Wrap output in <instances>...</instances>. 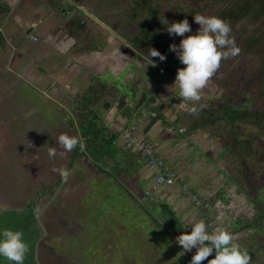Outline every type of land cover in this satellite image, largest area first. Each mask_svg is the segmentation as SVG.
I'll list each match as a JSON object with an SVG mask.
<instances>
[{"label": "rangeland", "instance_id": "1", "mask_svg": "<svg viewBox=\"0 0 264 264\" xmlns=\"http://www.w3.org/2000/svg\"><path fill=\"white\" fill-rule=\"evenodd\" d=\"M97 1H100L101 9L97 12L98 17L95 15L91 17L99 19L100 24L105 28L102 33H117L119 29L125 33L127 38L132 34L143 37L145 30L151 31L156 27L157 22L150 19L148 8L143 6L140 0H92L91 6L95 8ZM147 1L149 5L158 6L161 10L157 17L159 18L158 24L163 26L169 20H177L172 9L174 2L181 3L183 9L185 5L191 6L189 0H164V3L160 0ZM197 3L196 9L199 14L208 16L220 17L218 14L226 7L222 1L215 0H198ZM185 18L191 25L193 17L187 15ZM166 28L159 33L160 41L154 40L146 45V48L139 50V53L124 52L123 67L126 72L122 75L126 74L125 80L129 82L131 76L136 74L133 78L134 85L138 90L142 89L146 92L137 104L141 101L144 103L149 94L153 92L152 90L156 91V89H158V98L164 100L179 96V86L178 82H175V76L177 70L184 65L181 64L176 54L168 47L163 53L166 56L164 61L152 58L155 60L154 65H147L151 61L143 57V53L146 55L149 48H155L161 52L163 46L161 43L165 41L169 44H179L182 37L169 35ZM117 40L121 49L125 44L124 40L118 36ZM105 41L110 42L109 39ZM174 55L177 59H174ZM5 57L0 56V61H3ZM252 63L253 59L248 57V54H241L233 60L224 59L216 73L201 90L199 102L185 101L181 97L178 99H182V102L188 105L207 101L215 103L223 97L226 91L225 80L229 78L228 74L231 70H235L232 73L241 74L243 68L251 66ZM8 67L11 66L8 65ZM225 69L226 71L222 74L221 72ZM113 72L110 67L107 70V76L103 79L105 84L107 82L106 92L112 89L110 84L116 83V78H122L113 77ZM131 87H133L132 84H124L122 80H118L115 89L133 98L136 90ZM3 92L4 94L1 95ZM106 92L100 98H117L114 90L111 93ZM0 95V208H20L29 198H35L37 193L41 194L36 209L39 222L45 231L38 244V260L41 264H182L179 262L181 258L179 249L174 248L176 245L172 247L166 241L165 232L161 228L147 224L149 222L146 215L140 211L136 203L134 205L129 200L128 196V198L126 195L119 196L111 203L107 200L109 198L105 197L101 211L94 217L87 215L100 198L96 192H93V188L99 186L103 180L110 183L108 177L100 172L89 158L83 156L78 158L67 180H63L59 172L54 171L60 168L67 169L66 164L71 151L66 152L58 143L57 138L60 134L72 135L67 118L80 112L81 101L72 100L73 98H42L37 94L36 88L27 87L15 81L10 84L0 82ZM184 107L187 106L183 105L178 108L181 114L183 113L181 109ZM94 109L103 111L100 105ZM186 119L183 122H186ZM162 124L159 122L157 126L162 127ZM183 127L187 135L188 128ZM165 129L163 130L164 136H176L174 132L168 133ZM249 138L251 140H238L240 146L234 141L238 139L235 132L228 133L226 141L217 137L213 139L204 137L206 142H202V148L208 152L204 155L200 151L199 154L196 152L194 155L199 157L204 155L201 159L209 162L213 193L208 201L213 204L218 203L219 200L224 206L220 213H209V215L207 213L205 215L204 212L197 215L200 209L192 205L189 209L197 210L194 219L198 218L196 222L203 220L209 232L230 229L233 232V242L236 244L248 245L252 240L254 244L259 243L260 245L256 244L258 248L260 247L257 254L250 259V263L258 264L255 260L264 263V243L261 246L264 242V156H261L264 155V137ZM242 146L250 149L244 150ZM49 147L56 149L55 158H49ZM241 158L245 160L244 169L240 164ZM103 161L106 162L104 159ZM228 164L231 166L230 170L229 168L227 170ZM245 170L249 172L247 176L249 186L244 176ZM231 171L232 175L228 176ZM235 180L241 188L249 191L250 201L245 198L243 192L236 188ZM142 185L144 186V183ZM48 187H51L50 191ZM43 188L47 189V192L42 191ZM160 192L159 201L166 200L172 191L168 196L164 190ZM141 200L153 208L156 207L155 203L158 204L147 200L145 195ZM253 205L258 206L257 211ZM172 206L178 221L190 222L189 219L186 221L188 216L179 211L175 212L177 210L174 208L175 204ZM156 211L157 216L168 219L167 214L160 208L156 207ZM95 218L101 232L97 231L93 235L98 239L88 243V239L84 237L87 235L83 231L73 241L87 221ZM252 218L256 219L255 223L258 225L254 224L255 227L245 225V222H250ZM117 224L127 231L126 235L123 234L124 236L121 237L115 232L113 227ZM186 226L190 231L192 224H186ZM116 250L120 252L121 258L117 257L119 252ZM258 257L263 261H259Z\"/></svg>", "mask_w": 264, "mask_h": 264}, {"label": "crops", "instance_id": "2", "mask_svg": "<svg viewBox=\"0 0 264 264\" xmlns=\"http://www.w3.org/2000/svg\"><path fill=\"white\" fill-rule=\"evenodd\" d=\"M91 3L92 0H0V56H6L0 61V82L10 84L15 81L27 87L32 86L42 98H73L72 100L80 101L79 98L82 96L100 98L106 92L107 82L105 84L103 79L111 67L114 71L113 77H122L116 78V83L122 80L124 84H132L131 88L137 90V93L142 90H138L134 85L133 78L136 74L133 73L129 82L125 80L126 74L122 75L126 72L123 67L124 52L139 53V50H127L126 36L122 30L118 29L117 33L112 34L102 33L105 28L99 19L91 17V15L98 17L97 12L101 9V3L97 1V8L91 6ZM33 35L38 39L34 40L31 37ZM117 36L125 43L121 49ZM105 39H109L110 42L107 43ZM116 83L110 85L113 88L111 90L117 93V98H103L110 106L103 111L98 109L101 125H104L108 132L116 134L117 139L120 136V128L128 125L134 133L152 143L157 154L180 175L172 186L154 187L152 183L154 171L137 156L138 161L130 165L135 171L134 184L143 190L151 189L153 204L154 202L168 203L171 206L175 204L174 208L177 209L175 212L179 211L188 216L186 221L190 220L188 223L193 224L196 222L194 217L197 210L189 209L191 204L182 197L179 188L180 182L185 180L205 204L197 215L200 212L208 215L210 213L207 211L210 206L208 200L212 198L213 189L210 183L209 162L201 159L208 152L202 148V142H206L204 137L216 138L213 136L214 134L218 136L216 131L221 130L222 125L197 121L199 113L193 115L188 111L193 105L189 104L188 107L189 105L182 101L176 103L173 98H165L166 100L160 98L167 105L168 111L172 112L173 118L171 115L168 120L159 119L153 122L154 112L143 114L141 112L144 110H137L139 105L137 102L143 99L141 98L143 94L139 92L138 97L129 98L115 89ZM102 90L103 93H100ZM111 90L106 93H111ZM164 103L162 107L167 110ZM203 103H197L195 106L198 108ZM183 105L188 108L181 109L183 111L181 114L178 108ZM76 116L73 114L68 117V122L72 120L76 123ZM185 118L186 122H183ZM159 122L163 123L162 127L157 126ZM183 126L188 128L187 135ZM164 128L168 133L174 132L176 136H164ZM218 138L220 139V136ZM127 151L134 152L132 148ZM200 151L204 155L200 157L194 155ZM121 160L122 156L117 154L118 166L125 167L126 163ZM91 163L93 164L92 161ZM228 165L227 170L228 168L230 170L231 166ZM229 175H232V171ZM248 179L246 178L247 185ZM123 184L125 187L129 185L125 180ZM236 184L239 185L237 182ZM160 190H164L166 196L172 192L166 200L160 202ZM242 191L245 198H249L250 201L249 191L244 188L240 190ZM142 198L140 202L144 203ZM153 212L157 215L156 207L153 208Z\"/></svg>", "mask_w": 264, "mask_h": 264}, {"label": "trees", "instance_id": "3", "mask_svg": "<svg viewBox=\"0 0 264 264\" xmlns=\"http://www.w3.org/2000/svg\"><path fill=\"white\" fill-rule=\"evenodd\" d=\"M143 6L148 8L149 17L152 21H156L155 29L144 31L143 37H138L136 34L127 36L126 43L128 44L127 50L137 49L142 50L146 48V45L152 43L154 40L161 39L159 33L165 28L168 27L169 23L174 22L169 20L165 25H159L158 14L161 13V10L158 6L149 5L147 0H140ZM164 0H160L161 3ZM171 1V0H167ZM175 1V0H173ZM191 6L183 5L181 3H173L172 9L176 15V21L185 19L187 15L199 14L197 11V1L198 0H189ZM222 1L224 3V9L218 14L222 19L228 22L231 26L230 36L235 40L236 45L240 48V53L235 57H229L230 60H233L240 56L241 54H248V57H252L253 63L251 66L243 68L241 74L232 73L235 70H231V73L228 74L229 78L226 79V91L222 98H219L217 102H205L202 105L204 107H198L199 116H197V121L200 120L204 124L206 123H220L222 129L216 131L220 139L225 140L228 137V133L235 132L238 139H234L236 143L240 145L238 140H251L249 137H264V0H215ZM189 9V10H186ZM199 10L201 8H198ZM155 18V19H153ZM191 29L192 33H195L199 28V25L194 22L192 19ZM240 24V25H238ZM191 33H185L189 35ZM163 45L161 53L163 54L165 49L169 47V42L165 41L161 43ZM174 59L176 56H173ZM177 59V58H176ZM228 59V58H227ZM226 71L223 70V74ZM224 81V82H225ZM113 89V88H112ZM105 90V89H104ZM102 90L100 93H103ZM157 90H152L153 92L149 94V97L144 101L143 104L146 107H150V103L157 104L163 103V101L156 100ZM137 91V90H136ZM142 94H146L145 91H138ZM138 97V93L135 92L133 97ZM175 102L180 100V96L172 97ZM115 99V98H111ZM82 103V108L79 113H76V123L70 120L68 126L71 128L72 135H78L81 140L84 142V150L81 151L79 146L71 151L69 155V160L66 164L67 170L70 172L75 162L81 156H87L95 165V167L102 173H104L110 183H107L106 180H103L99 186L93 188V192H96L100 198L95 202V205L92 207L87 215L94 217L101 208H103L104 198L109 199L108 202H114V199L117 197L126 195L130 201L140 209V211L146 215L147 220L155 228H161L165 233L164 235L167 238V242L174 248L179 249L180 263L187 264L192 255L195 253L196 249L194 248L190 252L181 253V246L176 242V237L181 234V232L188 231L185 226V223L177 220L173 208L168 203L156 204L158 209L160 208L162 212L167 214L168 219L165 217L161 218L153 212V206L148 207L144 203L140 202V198L145 195V190L136 186L133 182L134 169L130 168V165H133L136 161L138 153L128 152L127 150H120L116 145L112 143L115 139L116 134L108 132L107 128L104 125H101V117L99 115L98 109L95 110L98 105L102 110L109 108L110 104L107 101H104L103 98H79ZM93 105V106H92ZM156 113L153 116V122L157 118L161 117L162 114L159 111V108L155 106L152 107ZM129 113V111H127ZM127 113V116H128ZM192 114V113H191ZM194 115V114H193ZM199 124H201L199 122ZM240 126V130H238ZM225 132L227 134L223 135ZM214 134L213 137H217ZM263 143V141H262ZM241 146V145H240ZM244 150L250 149L249 147H243ZM87 149V150H86ZM86 150V152H85ZM117 154L122 156V162L126 163L125 167L118 166ZM105 156V157H104ZM261 156H264L263 154ZM141 160L143 159L139 156ZM106 160L105 161H103ZM240 164L243 166L245 160L240 159ZM249 172L244 171V176L248 178ZM123 180L129 185L127 187L123 186ZM115 181V183H113ZM59 184V182H58ZM264 184V182H263ZM51 187H48L50 191ZM42 191L47 192V189L43 188ZM92 196V194H91ZM41 194L37 193L35 198H29L20 208H0V228H11L14 230H21L24 234V239L29 244V251L26 254L24 264H41V261L38 260V244L41 242V239L44 236L43 227L41 226L38 216H37V203ZM127 197V198H128ZM106 199V198H105ZM159 211V210H158ZM146 220V219H145ZM166 222V225L163 226V223ZM97 219H89L84 227H82L81 232L73 238V241L79 237L83 231L87 236H84L88 243H91L93 240H97L98 237L93 234L97 231H100V226L97 225ZM101 222V220H100ZM104 222V221H103ZM147 222V221H146ZM115 228V232L119 236L126 235L127 231L121 228L118 224ZM88 229V230H87ZM124 234V235H123ZM98 246V245H96ZM93 247H91L92 249ZM103 250V248H101ZM116 252H119L116 250ZM113 253V252H112ZM116 256V254H114ZM118 258H121L120 252L117 255ZM211 259L212 256H209ZM0 264H9L3 258H0ZM203 264H207L204 261Z\"/></svg>", "mask_w": 264, "mask_h": 264}, {"label": "clouds", "instance_id": "4", "mask_svg": "<svg viewBox=\"0 0 264 264\" xmlns=\"http://www.w3.org/2000/svg\"><path fill=\"white\" fill-rule=\"evenodd\" d=\"M193 20L199 25V28L195 33H192L191 25L189 24L187 18L169 23L166 30L171 36L182 37L178 45L175 43L169 45V50L174 52L181 64L184 65V67L177 70L175 76V82H178L179 86V96L185 101L199 102L201 100V90L207 85L210 78L216 73L220 67L221 61L229 57L237 56L240 53V48L236 45L235 40L230 36L232 31L230 24L221 17L196 14L193 15ZM185 33L191 34L185 35ZM31 37L34 40L38 39L36 35ZM143 57L147 61H151V63H147V65L155 64V60L152 58H158L160 61H164L166 59V56L155 48H149L146 55L143 53ZM156 100L162 101L160 98H156ZM181 101L183 100H176V103ZM164 105L167 108L165 103ZM149 106L150 107H146V105L143 104L140 111H144L141 113H156V111L152 109V107L155 106L156 108H159V111L162 114V116L157 118V120H164L166 119L164 115L172 114L171 111H168V108L167 110L163 109V104L161 105L155 102L154 104L150 103ZM200 107L202 108L204 105H201ZM188 111L192 114H198V108L195 106V104H193V106L190 107ZM57 139L58 143L66 152L72 151L73 149L77 148V146H79L81 151L84 150V142L78 135L70 136L68 134H60ZM116 146L121 150L118 145ZM132 150L134 151L133 148ZM56 155V149L49 147V158H55ZM163 160L168 163L164 158ZM171 168L177 172L173 166H171ZM152 170L154 171L155 176L156 171L154 169ZM54 171H58L63 180H67L70 174L65 168L54 169ZM177 174L180 177L178 172ZM175 183L176 182L173 184ZM182 183H187L191 190L195 193L193 187L189 185L187 181L183 180L180 182L179 186L182 197L185 198L192 206L195 208L198 207L201 210L202 206H205L203 200L196 195L200 199L201 204L199 206L193 204L183 194L181 189ZM153 186L159 187L155 186L154 182ZM241 190H243V188H241ZM144 192L146 198L152 202L154 197L152 195L151 189L147 188ZM217 202L218 203L214 202L213 204L210 202V206L207 211L212 214L215 212L220 213L224 205L219 200ZM145 205L148 206V204ZM176 242L181 246L182 254L185 252H190L194 248L196 249L195 253L191 257V260L189 261V264H203L206 259L207 264H249L251 259L249 253L246 250H243L238 244L233 242V234L231 231L227 229H219L214 232H209L207 225L203 220L193 223L190 227V231L181 232V234L176 237ZM28 251L29 244L24 239V234L21 230L0 228V258L5 259L9 262V264H24ZM213 253L214 255H212ZM210 255H212V258L208 259Z\"/></svg>", "mask_w": 264, "mask_h": 264}, {"label": "built area", "instance_id": "5", "mask_svg": "<svg viewBox=\"0 0 264 264\" xmlns=\"http://www.w3.org/2000/svg\"><path fill=\"white\" fill-rule=\"evenodd\" d=\"M36 39V38H35ZM119 138L113 140V144L118 145L122 150L132 147L134 151L143 158L146 165L154 169L155 186H171L178 179V174L163 158L159 157L154 146L145 140L144 137L135 134L130 127L122 126L119 132ZM181 189L183 194L195 205H200L201 201L191 190L187 183H182ZM148 194V193H147Z\"/></svg>", "mask_w": 264, "mask_h": 264}, {"label": "flooded vegetation", "instance_id": "6", "mask_svg": "<svg viewBox=\"0 0 264 264\" xmlns=\"http://www.w3.org/2000/svg\"><path fill=\"white\" fill-rule=\"evenodd\" d=\"M235 186H236V188H238L239 190H241V188H240L239 185L236 184ZM247 199H248V198H247ZM253 208L257 211V208H256L254 205H253ZM255 222H256V219H253V218H252V219L250 220V222H248V221L246 222V225H252V226H253L254 224H257V223H255ZM257 225H258V224H257ZM257 225H256V226H257ZM253 227H255V226H253ZM230 231H231V230H230ZM231 233H233V232L231 231ZM251 238H252V237H251ZM263 243H264V242L261 243V246H263ZM256 244H259V243L256 242V243L254 244V242H253V240H252V241H250V244H248V245H245V246H240L239 244H238V245H239L243 250H246V251L249 253V255L251 256L250 258H253V256L257 254V251H258L259 248H260V247L258 248V245H256ZM259 245H260V244H259ZM263 247H264V246H263ZM259 254H260V253H259ZM258 260H259V261H261V260L263 261V259L260 258V257H258ZM255 262H257L258 264H264V263H259V262L256 261V260H255ZM249 264H256V263H250V262H249Z\"/></svg>", "mask_w": 264, "mask_h": 264}, {"label": "water", "instance_id": "7", "mask_svg": "<svg viewBox=\"0 0 264 264\" xmlns=\"http://www.w3.org/2000/svg\"><path fill=\"white\" fill-rule=\"evenodd\" d=\"M142 105H143V103H142V101L140 102V104L137 106V110H141L142 109ZM172 114H169V115H164L165 117H166V120H168V118H170V116H171ZM170 121V120H169ZM256 208L258 207L257 205H254ZM235 225H237V224H235ZM245 225H246V222H245ZM229 231H230V229H228ZM241 246V245H240Z\"/></svg>", "mask_w": 264, "mask_h": 264}]
</instances>
